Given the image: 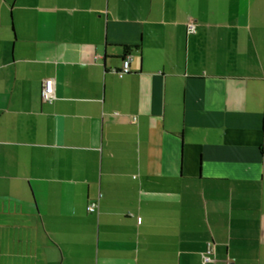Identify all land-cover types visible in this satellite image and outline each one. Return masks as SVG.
<instances>
[{
  "label": "crops",
  "instance_id": "crops-1",
  "mask_svg": "<svg viewBox=\"0 0 264 264\" xmlns=\"http://www.w3.org/2000/svg\"><path fill=\"white\" fill-rule=\"evenodd\" d=\"M209 243L264 264V0H0V264Z\"/></svg>",
  "mask_w": 264,
  "mask_h": 264
},
{
  "label": "built area",
  "instance_id": "built-area-1",
  "mask_svg": "<svg viewBox=\"0 0 264 264\" xmlns=\"http://www.w3.org/2000/svg\"><path fill=\"white\" fill-rule=\"evenodd\" d=\"M189 29L191 32L195 31L193 25H189ZM189 31V32H190ZM119 72V76L123 77L124 75L128 74L130 72V57H128L123 64V68ZM55 82L52 79H46L44 81L42 90H41V97L44 103L46 104H52L55 101ZM135 128V127H134ZM98 209V203H91L87 207L88 212H95ZM212 243L208 244V249L206 254L204 255L203 262L206 264L207 262L210 261L209 257L214 254L215 252V247L211 245Z\"/></svg>",
  "mask_w": 264,
  "mask_h": 264
}]
</instances>
